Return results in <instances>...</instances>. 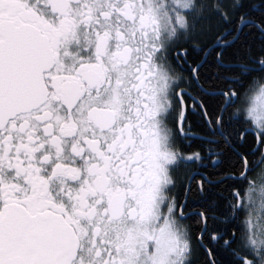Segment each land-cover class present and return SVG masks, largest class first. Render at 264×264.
Instances as JSON below:
<instances>
[{"label": "snow or ice", "instance_id": "snow-or-ice-1", "mask_svg": "<svg viewBox=\"0 0 264 264\" xmlns=\"http://www.w3.org/2000/svg\"><path fill=\"white\" fill-rule=\"evenodd\" d=\"M0 264H264V0H0Z\"/></svg>", "mask_w": 264, "mask_h": 264}]
</instances>
